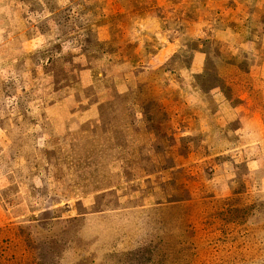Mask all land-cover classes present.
Returning <instances> with one entry per match:
<instances>
[{"label":"rangeland","instance_id":"rangeland-1","mask_svg":"<svg viewBox=\"0 0 264 264\" xmlns=\"http://www.w3.org/2000/svg\"><path fill=\"white\" fill-rule=\"evenodd\" d=\"M0 264H264V0H0Z\"/></svg>","mask_w":264,"mask_h":264}]
</instances>
